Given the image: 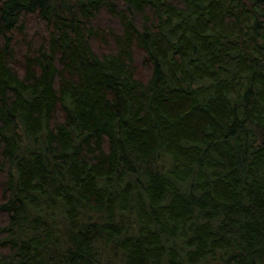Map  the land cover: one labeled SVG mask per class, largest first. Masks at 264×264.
<instances>
[{"label":"trees","instance_id":"obj_1","mask_svg":"<svg viewBox=\"0 0 264 264\" xmlns=\"http://www.w3.org/2000/svg\"><path fill=\"white\" fill-rule=\"evenodd\" d=\"M0 264H264V0H0Z\"/></svg>","mask_w":264,"mask_h":264}]
</instances>
